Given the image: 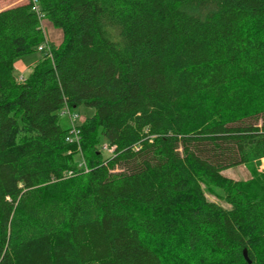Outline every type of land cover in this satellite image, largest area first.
<instances>
[{
    "label": "trees",
    "instance_id": "obj_1",
    "mask_svg": "<svg viewBox=\"0 0 264 264\" xmlns=\"http://www.w3.org/2000/svg\"><path fill=\"white\" fill-rule=\"evenodd\" d=\"M39 5L63 40L24 82L41 18L0 10V264H168L160 239L185 264H264V0ZM66 104L95 109L80 144Z\"/></svg>",
    "mask_w": 264,
    "mask_h": 264
},
{
    "label": "rangeland",
    "instance_id": "obj_2",
    "mask_svg": "<svg viewBox=\"0 0 264 264\" xmlns=\"http://www.w3.org/2000/svg\"><path fill=\"white\" fill-rule=\"evenodd\" d=\"M27 2H29V0H0V10L6 9V8H9L12 6H16L19 4L27 3ZM43 25L45 27V33H46L48 40L50 41V45L52 46V49L59 47V45L61 44V42L63 40V35H62L61 30L53 27L47 18H44ZM44 56L45 55L43 52L37 51L33 54H29L27 56H24V57H21L20 59H18L17 61L20 62L21 70H19L18 66L15 65V73H16L17 81H18V77L21 73L24 74L25 78L27 79L29 74L31 73L32 69L34 68L36 61H38L39 59H41ZM26 69H28V70L26 71ZM74 111L79 114V118L77 120H75V124H77V126H80V124L86 118H88L89 116L94 114L95 109L92 107H88L86 105H80V106H77L74 109ZM62 125L64 127H68L69 126V120L67 118L63 119ZM80 147H81V153H80L79 157L84 155L83 151H82L83 148H82V146H80ZM105 154L108 155L107 152ZM83 161H85V158L81 157L80 162L82 163ZM259 169L261 171H264V159L262 160V163L260 162ZM223 174L230 177V178L236 179V180H246V179H249L251 177L250 171L244 165H239V166H235V167H232L230 169H227L223 172ZM203 188H204L206 197L209 200L215 201V202L220 203L226 207H229V205L224 200H222V198H221V195L223 194V191L221 188H219V187L211 188V187H208L205 185H203ZM157 241L158 242H155L154 240H150L149 242H151L152 245L165 257V260L167 261L168 264H185V263H182L177 258L178 257L177 256L178 251L175 248L171 247L167 243V241L162 240V239L157 240ZM186 264H192V263H186ZM210 264H217V263L212 262Z\"/></svg>",
    "mask_w": 264,
    "mask_h": 264
},
{
    "label": "built area",
    "instance_id": "obj_3",
    "mask_svg": "<svg viewBox=\"0 0 264 264\" xmlns=\"http://www.w3.org/2000/svg\"><path fill=\"white\" fill-rule=\"evenodd\" d=\"M33 6L32 10L36 11L37 14L40 15L41 18V28L43 29L44 32V40L39 44L38 46V51L43 52L44 55H47L50 58H53V49L52 46L50 45V41L48 40L46 33H45V27L43 25V20H44V15L41 13V8L39 5V0H32ZM21 73V72H20ZM26 80L24 74H20L18 77L19 82H24ZM67 118L69 120V133L66 136V140L71 143H77L80 144L81 141V134H80V129L77 124H75V120L79 118V114L74 111L71 106L66 104L64 108L59 112V119L62 121L63 119ZM104 147L108 149L110 152H113L115 147L114 146H109L107 143L104 144ZM81 164L85 168H87V164L85 161H83Z\"/></svg>",
    "mask_w": 264,
    "mask_h": 264
},
{
    "label": "crops",
    "instance_id": "obj_4",
    "mask_svg": "<svg viewBox=\"0 0 264 264\" xmlns=\"http://www.w3.org/2000/svg\"><path fill=\"white\" fill-rule=\"evenodd\" d=\"M15 65H17L18 68H19V70H21L20 62L17 61V62L15 63ZM29 66H30V65H29ZM27 70H28V69H26V71H27Z\"/></svg>",
    "mask_w": 264,
    "mask_h": 264
},
{
    "label": "water",
    "instance_id": "obj_5",
    "mask_svg": "<svg viewBox=\"0 0 264 264\" xmlns=\"http://www.w3.org/2000/svg\"><path fill=\"white\" fill-rule=\"evenodd\" d=\"M245 256H246V258L248 259L249 263H251V260L249 259V257H248V254H247V253H245Z\"/></svg>",
    "mask_w": 264,
    "mask_h": 264
}]
</instances>
